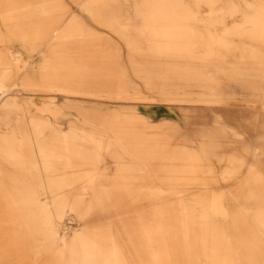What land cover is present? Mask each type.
<instances>
[{
	"label": "rangeland",
	"instance_id": "rangeland-1",
	"mask_svg": "<svg viewBox=\"0 0 264 264\" xmlns=\"http://www.w3.org/2000/svg\"><path fill=\"white\" fill-rule=\"evenodd\" d=\"M0 264H264V0H0Z\"/></svg>",
	"mask_w": 264,
	"mask_h": 264
},
{
	"label": "bare ground",
	"instance_id": "bare-ground-1",
	"mask_svg": "<svg viewBox=\"0 0 264 264\" xmlns=\"http://www.w3.org/2000/svg\"><path fill=\"white\" fill-rule=\"evenodd\" d=\"M16 59L19 60L18 56H16ZM44 181L46 182L47 180L44 179ZM41 195L43 196L45 194L43 193ZM38 200H36V201L39 204L40 209H42V211H43L42 213L44 214L43 216L45 217V220H43V224L46 226L48 224H52L53 222H55L57 224V215H59L58 214V205L50 207L47 205L46 202H43V198L40 197ZM55 202H57V200ZM72 206H73V209L75 210V213L77 214V216L82 220L81 222H82L83 227H85L87 217H86V212H85L83 203L75 200V201H73ZM46 236L49 240L53 241L56 244V247L59 248V250L64 251L67 249V247H66V244H67L66 240L67 239H59V236L57 238H53L52 236H49V235H46Z\"/></svg>",
	"mask_w": 264,
	"mask_h": 264
}]
</instances>
